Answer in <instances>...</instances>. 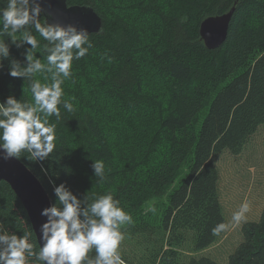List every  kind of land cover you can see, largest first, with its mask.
I'll return each mask as SVG.
<instances>
[{"label": "trees", "instance_id": "obj_1", "mask_svg": "<svg viewBox=\"0 0 264 264\" xmlns=\"http://www.w3.org/2000/svg\"><path fill=\"white\" fill-rule=\"evenodd\" d=\"M126 1L68 0L93 7L102 30L88 35L92 47L73 60L72 75L61 85L62 100H70L75 111L68 113L62 101L60 119L49 118L56 125L53 152L43 161L27 154L19 159L42 182L53 205L58 203L54 187L61 183L82 207L93 196L111 193L135 218L122 227L124 264H264V209L259 220L244 224L228 263L182 254L204 251L224 234L212 235L216 224H228L214 157L225 150L241 153L264 124V0H140L124 10ZM6 4L0 0V10ZM235 5L226 41L208 49L201 23ZM40 19L45 22L43 13ZM147 27L157 36L153 44L146 40ZM30 31L39 43L34 57L40 59L48 42ZM0 40L10 47L0 69V103L9 96L32 103L31 84L50 83L51 77H11V61L27 67L28 51L6 34ZM98 102L106 105L105 114L96 110ZM148 115L154 125L144 142L148 129L141 120ZM94 160L105 164L103 183L95 176ZM163 199L161 216L151 220L145 205ZM0 223L17 235L30 231L38 250L29 215L4 180ZM128 237L142 250H123ZM89 256L94 258V251Z\"/></svg>", "mask_w": 264, "mask_h": 264}, {"label": "clouds", "instance_id": "obj_2", "mask_svg": "<svg viewBox=\"0 0 264 264\" xmlns=\"http://www.w3.org/2000/svg\"><path fill=\"white\" fill-rule=\"evenodd\" d=\"M42 11L40 0H7L6 7L0 10V36L6 34L16 47L21 46L18 40L33 50L39 47L30 29L48 42L46 65L29 51L27 67L22 68L17 60H12L8 74L18 78L51 73V83L36 80L31 84L32 103L20 102L14 96L0 103V159L4 161L19 159L22 154H27L30 160L43 161L53 152L56 125L50 123L49 118L60 119L62 101L68 113L75 111L70 100H62L61 85L72 75L73 60L85 57L92 47L86 29L73 24L42 23ZM9 57L8 43L0 40V69ZM92 167L103 183L104 162L94 160ZM54 192L58 203L41 212L47 220L41 225L43 243L38 250L30 242V231L17 235L6 231L0 223V264H29V261L31 264H124L119 252L124 240L122 227L132 223V216L119 206L112 194L93 196L91 202L82 207L81 200L64 183L55 186ZM249 210L250 203L245 200L232 214V225H239ZM228 228L229 224L220 222L212 228V235L219 236ZM93 251L94 258L89 256Z\"/></svg>", "mask_w": 264, "mask_h": 264}, {"label": "rangeland", "instance_id": "obj_3", "mask_svg": "<svg viewBox=\"0 0 264 264\" xmlns=\"http://www.w3.org/2000/svg\"><path fill=\"white\" fill-rule=\"evenodd\" d=\"M137 1L140 0H127L125 2L126 6H124V10H127V8L130 7V3H136ZM143 21L146 20L143 18ZM147 28L145 29V32L147 31L145 35L147 38L146 40H151L150 43L153 44V42L157 40V36L153 38V30H151L150 27ZM20 44H22L23 48L25 46L28 52L33 51L34 55L39 54L38 52H35L37 48L33 50L27 43L21 42ZM23 48L21 50L24 52ZM42 54V57L39 58L41 62L46 65V57L48 55L46 48ZM96 54H98V52ZM98 56L100 58L99 54ZM37 74L39 75V73ZM42 74L51 77V73L42 72ZM49 81L51 83V78ZM105 102L108 105L109 100L107 99ZM105 108L106 105H101V102H98L96 105V110L99 113L103 112L105 114ZM145 112L146 111L142 113ZM141 121L144 127L148 129L147 134H145V137L143 138V141L145 142L146 138L153 130L152 126L154 124L151 121V115L144 116ZM214 159L220 171L219 187L221 201L229 228L218 239V241L208 249L197 253H190L189 255H187V253L182 254L186 256L204 255L216 259L217 261L219 260L222 263H228L230 254L243 239L244 224L250 221L259 220L264 209V124L259 126L256 133L249 140L241 153L232 154L230 151L225 150L217 154ZM245 200L250 203L249 212L239 225H232V214L239 209L240 205ZM165 204V199L149 201L145 205V212L150 213L151 220L159 219ZM153 208L155 209L154 212L151 210ZM134 219L135 218L132 217V220ZM126 242L127 246L126 248L124 247L123 250L128 252L133 251V249L142 250V248L137 245L138 241H134L133 238L128 237Z\"/></svg>", "mask_w": 264, "mask_h": 264}, {"label": "water", "instance_id": "obj_4", "mask_svg": "<svg viewBox=\"0 0 264 264\" xmlns=\"http://www.w3.org/2000/svg\"><path fill=\"white\" fill-rule=\"evenodd\" d=\"M45 21L64 25L73 24L91 33L101 32L103 21L95 9L88 5H69L68 0H40ZM236 5L227 13L203 20L200 35L208 49H215L226 41ZM6 181L25 207L38 243L42 246L41 225L47 217L44 208L52 206L51 198L39 178L20 159H0V181Z\"/></svg>", "mask_w": 264, "mask_h": 264}]
</instances>
